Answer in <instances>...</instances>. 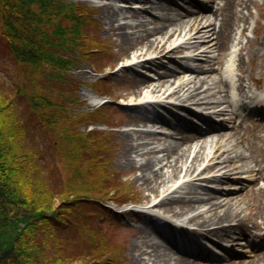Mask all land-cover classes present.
<instances>
[{
	"label": "bare ground",
	"instance_id": "1",
	"mask_svg": "<svg viewBox=\"0 0 264 264\" xmlns=\"http://www.w3.org/2000/svg\"><path fill=\"white\" fill-rule=\"evenodd\" d=\"M101 1L105 2L100 6V18L109 34L115 37V44L121 49V56L127 57L124 68L138 69L140 74L148 77L139 79L133 84L130 92L126 93L133 101L126 104L129 105L127 108L139 111V116L128 117V125H145L146 121H150L147 115L145 116L147 112L154 114L151 119L153 123L145 130L132 129L122 132L120 140L123 146L118 158L122 166L138 171L137 179L150 195L163 194L159 200L151 203L148 210L162 208L164 214L169 212L171 204L178 203L180 211L173 212V215L184 214L181 224L187 227L194 223L196 227L191 228L190 233L201 238L214 236L219 242L235 238L236 241L249 243L253 237H264V184L257 186L255 183L251 187L255 191L253 204L245 214L241 212V215L236 197L214 196L197 183L220 182L240 173L243 176H236L231 180L264 181V155L261 161L256 159L252 163L257 167L254 169L245 158V148L237 143L245 137L240 134L243 120L239 123L237 121L236 105L244 111L254 110L264 116V91L254 94L251 88L256 81L250 73L245 75L243 71L245 56L250 72L257 70L250 61L251 56L254 61L261 60V67L264 68V53L260 47L264 42L263 38L259 35L248 38L245 34L250 27L247 2L251 0H178L188 7L198 6V9L186 8L181 9L182 12L174 13L170 11V3L174 0ZM136 3H140L145 9L134 7ZM174 4L181 6L180 3ZM251 32L256 34L254 29ZM232 43L237 47L238 53L221 54L225 50L229 51ZM136 44H139L138 49L130 48ZM148 50H152V53H148ZM180 50L183 51L179 53ZM173 53H179L178 59L181 61L176 62L180 63L181 67L178 69L170 65L173 63L170 54ZM203 57H208V69L197 70ZM150 66L160 70L157 76L148 72L149 69L154 70ZM235 67L241 73L238 77L234 74ZM145 68L148 70H144ZM263 75L257 79L264 81ZM246 80L250 83H246ZM187 102L200 106L203 110L226 115L224 120L230 124L229 130L211 131L203 137L199 134H184L180 130H173L165 118L155 115L160 112L159 108H165L166 104L189 109L184 105ZM177 114L199 124L175 109H172L173 120L179 121ZM159 125L164 130H158ZM258 127L263 128L264 123L258 124ZM143 134L150 137V141L134 143L137 139H144ZM255 139L264 144V134L257 135ZM254 147L258 149L255 145ZM259 151L264 154V150L258 149ZM157 153L162 155L158 156ZM147 154L154 156L144 160L143 156ZM199 160L202 164L196 167ZM202 165L203 167H200ZM204 171L211 174L203 175ZM249 173H253L252 176L247 175ZM170 183L173 184L169 185ZM208 186L210 189L215 188ZM140 212L152 216L153 220L161 221L162 226L172 227L166 223L165 217L159 218L143 210ZM257 218L262 222H256ZM158 230L157 225L140 229L139 254L137 259H134V264H192L186 256H182L186 253L177 247L174 239L166 235L161 237ZM256 230L259 233L253 234L252 237L253 231ZM235 232L237 236L234 237ZM156 233L158 236H154ZM258 242L255 246L259 252L255 257L264 264V245ZM257 263L250 260L247 263L226 261L223 264Z\"/></svg>",
	"mask_w": 264,
	"mask_h": 264
},
{
	"label": "trees",
	"instance_id": "2",
	"mask_svg": "<svg viewBox=\"0 0 264 264\" xmlns=\"http://www.w3.org/2000/svg\"><path fill=\"white\" fill-rule=\"evenodd\" d=\"M86 9L65 0H0V49L17 73L0 80V264H124L120 248L93 222L102 212L114 214L103 203L131 202L107 198L119 192L118 177L94 157L81 160L83 146L74 147L81 153L74 157L59 152L62 141L103 138L78 131L89 118L71 112L70 68L103 49L88 35ZM38 127L58 133L51 150L35 139Z\"/></svg>",
	"mask_w": 264,
	"mask_h": 264
},
{
	"label": "rangeland",
	"instance_id": "3",
	"mask_svg": "<svg viewBox=\"0 0 264 264\" xmlns=\"http://www.w3.org/2000/svg\"><path fill=\"white\" fill-rule=\"evenodd\" d=\"M65 2L68 3H77L80 5L85 6L88 17L93 21L92 28H89L88 35H92L93 38L98 39V41L101 43V47L103 49L99 50H93L91 53H87L84 55L83 59L78 58V65L76 67L70 68V71L68 73V76L75 82L74 86H71L70 89L73 88L74 96L70 97L71 100H73L72 109L71 112L74 115H86V118H89V120H83L79 125H77V130L80 132L86 133L87 131H94L97 133L103 134V138H94L93 142H86V143H78L77 141H71L68 143L67 141H62L60 144H63L61 148H59V152L65 148L67 150V154L69 153L72 157H74L75 154L80 153L75 151L74 147L77 145L78 147L85 148L81 155V160L88 161L90 158H93V160H97L98 162H102L105 165V169L109 171L110 173L114 174L118 177V190L119 192L116 193H110V195L107 196V198H110L111 200L115 201H134L140 206L145 207L150 205L153 201L159 200L163 194H156L154 196L150 195V192L141 186L140 182L137 179V170H131L129 168H126L125 166H122L119 163V156L120 152L122 151L123 143L120 140V135L122 132L132 129H143L145 130L148 127H151L152 121H146L145 125L141 124L140 126H131L128 125V117L131 115H137L139 116V111L130 110L127 108L130 104L133 103L131 101L132 98H130V95H127V92H130V89L132 88L133 84H135L139 79H145L148 78L147 76H143L139 73V70H132V69H125V61L127 60V57L121 56L120 52L121 49L115 44V37L109 34L108 30L106 29L104 21L100 18V6L104 4L105 1L101 0H65ZM174 2L180 3L182 6H184L187 9H193L197 10L198 6L195 7H188L184 2H179L178 0H174ZM170 3L171 5V12L174 11H183L181 8L177 5ZM117 5H120V3H116ZM202 5H206L205 3H201ZM247 9L249 13L248 18V25L250 27L245 32L246 37L248 38H254L257 35L263 38L264 40V0H251L247 2ZM134 7H139L141 10L145 9L141 6V4L136 3L134 4ZM143 8V9H142ZM86 15V16H87ZM252 29L255 30L256 34L252 33ZM237 37H241L240 35H237ZM242 39H244L242 37ZM233 43L230 44L229 50L233 49ZM261 52L264 53V42L262 43ZM91 48V47H90ZM132 49H138L139 44H136L135 47H130ZM183 50L178 51L179 53ZM148 53H152V50H148ZM229 51L225 50L221 54L225 55ZM177 53V54H179ZM189 54V52H187ZM176 53L170 54L171 56L175 55ZM244 54V52H243ZM178 59V58H177ZM206 59V60H205ZM207 59L208 57H203L202 61L199 62L200 65L198 66L197 70L199 69H208L207 66ZM245 63L243 66V71H245V75H248L247 73H250L253 78L255 79V85H252L253 88L258 90H264V81L262 79L258 80V77H261L264 74V68L262 66V61L257 60L254 61V57H250V61L252 62V65L255 67L254 72L249 71L247 69V58L244 57ZM179 60V59H178ZM181 61V60H179ZM90 63H94L96 66H99L101 69V74H97V72L94 71L93 66H91ZM172 67H179L178 62H174L170 64ZM154 70H148V72H151L152 75L157 76V72L160 71L156 67L150 66ZM181 67V66H180ZM179 67V68H180ZM215 67V66H214ZM259 67V68H258ZM247 71V72H246ZM16 67L14 68L12 66V63L8 60V55L0 49V80L9 82L10 80H14L16 77ZM236 76L240 74V72L235 71ZM264 76V75H263ZM152 77H150L151 79ZM258 78V79H257ZM248 80L246 81V83ZM250 82V81H249ZM93 98V99H91ZM138 98V97H134ZM100 101L104 103L103 106L100 107ZM189 109L179 108L176 106H169L170 109H175L182 111L186 114V116L192 117V111H203L206 113V110H202V107L191 105L190 102H187L184 104ZM215 106V104H212ZM160 111L164 113L166 116L170 118L169 121L171 123H174L171 119V116L167 114V110H163V108ZM194 113V112H193ZM147 114H145L146 116ZM208 116H211L213 118H219L220 115H213V114H207ZM149 115H147L148 118ZM31 123L35 124V117H31ZM35 120V121H34ZM217 123L218 127L225 128L222 131H228L229 126L227 122H221V121H213ZM221 122V125L219 124ZM213 123V124H215ZM256 121H253L251 119L245 120L242 123L241 127V133L244 135V139L240 142V140L237 142L239 146H242V148H245V158L250 163H253L256 159H260L263 157L264 154H262L260 151L258 152V149H264V144L258 140L255 139L257 135H260L264 133V127L259 128L256 126ZM29 126V125H28ZM37 126V125H36ZM163 126V125H162ZM60 127V126H59ZM228 127V128H227ZM39 128L38 130L34 131V134L36 135V140L39 142H42V147H47V150L50 149L49 144H53V141H57L60 138L58 137V133H53L51 129L48 127L46 130ZM158 129V128H157ZM160 129V128H159ZM164 130V129H162ZM169 130V129H168ZM193 130L200 131V127H193ZM202 130V129H201ZM184 134L185 130H181ZM195 131H191V133H194ZM44 137V138H43ZM144 139H137L134 141V143L144 142V141H150V137L145 136L143 134ZM237 138V137H236ZM44 139V140H43ZM44 142H43V141ZM100 141V142H99ZM76 143V144H75ZM58 144V147L59 145ZM254 145L258 148L255 149ZM74 149V150H73ZM247 149V150H246ZM58 153V150H57ZM50 154L52 152L50 151ZM81 154V153H80ZM158 156H161L162 153H157ZM154 156V154H147L143 156L144 160H147L148 158ZM191 160V157L190 159ZM75 161V160H74ZM202 164V161L199 160V162L196 164V167ZM60 166V167H59ZM58 168H61L59 171V176L61 179H64L67 175V172L63 169L62 165L60 164ZM254 166V165H253ZM200 167H203L200 166ZM83 169H80V171L84 172L86 169L85 167H82ZM87 168V167H86ZM211 174L210 172H203V175ZM235 174L231 175L234 176ZM240 176V175H239ZM177 181V178L175 179ZM174 180V182H175ZM199 183V186L201 187L208 184H217L218 186L222 185L225 186L227 189L231 187H237L230 195H224L223 197L229 196V197H236L238 200V210L240 211V214H245L247 212L248 207L253 204V199L255 195V191L253 188H249L247 186V183L240 182V181H233L231 179H223L220 180V182H214V181H197ZM173 183H170L171 185ZM206 188V187H205ZM202 192V191H201ZM167 193V192H166ZM213 195L215 193L211 192ZM225 194L224 192H219L216 194L217 196ZM200 195V194H197ZM128 202L127 204H124L122 207H117L114 205L115 203L111 202H105L103 203V206H106L109 208V210H112L114 212L121 211L126 212V215L122 217H116L112 216L110 214H107L106 212H102V214H98L93 222L96 224H100L102 226V229L107 232V234L110 236L112 242L118 248L119 250L116 251V255H119L121 251L120 258L124 261V264H134V259H137V256L139 254V232L140 229L145 227H150L152 225H158V222L152 223L154 221L152 219V216L144 215V213L139 212L137 208L139 209V205H131ZM123 205V204H122ZM165 207H168L165 205ZM164 207V208H165ZM121 208H123L121 210ZM181 207L178 205V203L171 204V209H169V212H165L164 216H166V222L169 221H177L181 222L182 218L185 216L183 215H173V212H179ZM156 212L159 214L163 213V209H155ZM148 213H151V211H148L147 209L144 210ZM241 214V215H242ZM160 217V215H159ZM161 218V217H160ZM256 222L260 223L262 222L261 219H256ZM172 224H175L174 222H169ZM193 225H190L191 227H194ZM189 226V227H190ZM148 233V229H146ZM187 231H184L182 229L176 230V234L179 238H182L185 241H190L192 244L194 243L192 239L196 238L199 243H203V245L200 247L198 245L197 251H200L201 254H207L209 256V259L206 257H203L202 255L194 258L188 257V259L192 262V264H223L226 261H234L235 263H238L239 261L243 263H247L250 260H255L258 263L262 264L260 262V259H257L254 255L256 254V251L253 250L252 246H247V243L245 241H236L234 239L232 240V246L229 247L227 251L220 247H214L216 251L221 253L222 255H211L208 250V247H210V242L208 237L203 239L199 237L198 235L191 234V236H188L186 234ZM256 232V231H255ZM157 236V234H154V236ZM193 236V237H192ZM233 236H237L236 232ZM207 239V241H206ZM212 239H216L212 236ZM238 244H234L237 243ZM254 242V241H253ZM264 242V240H263ZM227 242H222L223 245H226ZM240 243V244H239ZM234 249H238L234 251ZM108 257V256H107ZM139 259V257H138ZM104 260V259H103Z\"/></svg>",
	"mask_w": 264,
	"mask_h": 264
}]
</instances>
